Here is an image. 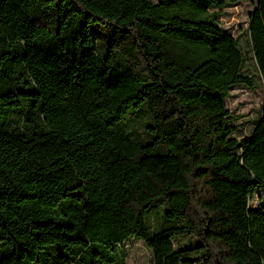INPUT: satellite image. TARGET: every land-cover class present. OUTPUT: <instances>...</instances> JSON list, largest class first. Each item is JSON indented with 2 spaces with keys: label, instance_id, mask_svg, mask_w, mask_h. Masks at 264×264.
Returning <instances> with one entry per match:
<instances>
[{
  "label": "trees",
  "instance_id": "obj_1",
  "mask_svg": "<svg viewBox=\"0 0 264 264\" xmlns=\"http://www.w3.org/2000/svg\"><path fill=\"white\" fill-rule=\"evenodd\" d=\"M226 4L0 0V264H124L131 238L151 264H264V97L235 136ZM247 32L264 88V0Z\"/></svg>",
  "mask_w": 264,
  "mask_h": 264
},
{
  "label": "rangeland",
  "instance_id": "obj_2",
  "mask_svg": "<svg viewBox=\"0 0 264 264\" xmlns=\"http://www.w3.org/2000/svg\"><path fill=\"white\" fill-rule=\"evenodd\" d=\"M255 0H227L222 8H211L219 11V24L234 37L238 38L241 49L247 55L244 71L252 75V85L237 84L229 89L226 97V107L235 125V136L248 135L260 116L264 97L263 83L256 71L251 50L249 47L248 22L249 14L254 7ZM251 206H264V191L257 192L251 200ZM151 222L161 221L160 213H151ZM195 238L189 235L179 236L173 240L175 247L194 242ZM124 264H151L152 253L150 248L141 240L131 238L125 243Z\"/></svg>",
  "mask_w": 264,
  "mask_h": 264
}]
</instances>
